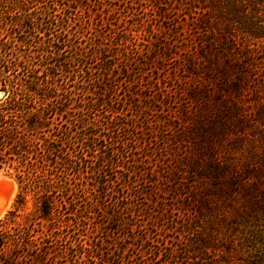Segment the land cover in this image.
Masks as SVG:
<instances>
[{
    "label": "trees",
    "instance_id": "obj_1",
    "mask_svg": "<svg viewBox=\"0 0 264 264\" xmlns=\"http://www.w3.org/2000/svg\"><path fill=\"white\" fill-rule=\"evenodd\" d=\"M85 1L0 0V177L17 186L0 264H264V0H149L173 36L112 37L115 54L82 36ZM155 43L174 53L148 58ZM130 59L148 106L91 74Z\"/></svg>",
    "mask_w": 264,
    "mask_h": 264
},
{
    "label": "rangeland",
    "instance_id": "obj_2",
    "mask_svg": "<svg viewBox=\"0 0 264 264\" xmlns=\"http://www.w3.org/2000/svg\"><path fill=\"white\" fill-rule=\"evenodd\" d=\"M98 1H100V0H92L91 2L85 1V3H87V5H88V8L85 7V9H84V7H82V15H81V17H83L82 18V21H83L82 22V24H83L82 36L85 33L96 32V35L99 36V39L96 38L97 41L102 40L103 41L102 44L106 43L107 45H109V47L112 48L113 54H115L117 51H116V46H115L116 42H115V40L112 39V37L116 38V39H120V40L122 38H126V40H127L126 44L128 45V49H132L135 46V45H133L134 39L137 40L138 34L141 33V31H143L144 29H146V31H148V30L151 31V37H153L152 41L155 39H158L159 41H161L164 37H167L170 39L171 36H173V34H174L173 33L174 31L171 30L170 23H168L167 21H162V23L165 27L168 28V31H166V33H162V32L158 33L159 32L158 26L160 23V19H157V16L155 17L153 12H150L147 10V9H149L148 6L151 5L149 0H145L142 2H140L138 0H123V1L103 0V2L100 1V3H102V5ZM106 5L107 6L110 5L109 6L110 9L108 11L105 10ZM88 18H89V20H88ZM99 18H100V20H98ZM101 19L104 22L103 25H108V23H110L111 26H106L107 28L106 27L102 28L100 26L99 22H97V21H101ZM115 33H118L116 35V37L114 36ZM84 37H87V36L84 35ZM143 39L148 40L149 36L144 37ZM159 47L160 46L157 43L151 45L147 49L148 54L146 56L148 58H155L157 56L159 57L160 55L162 56L164 53H167V52L174 53L173 48H168V49L162 50ZM172 57H174V55H171L170 58H167V57L164 58V59H166L165 67L162 69L167 70L166 77H169L171 74H173L175 68H178V64L176 62V59H174ZM127 65L129 67V71L125 72L124 71L125 68L121 64L118 66L119 69H121L120 72H118L116 70H114V72L112 71L111 77H108V76H106V74H104V78H103L102 74L99 73L98 70L92 71L91 74L93 77H95L94 79H96V78L101 79L102 78V82L99 85L103 91L107 90V88L112 85V89H113L116 97L126 99L127 101H130L132 103L133 99L128 97V95L132 92V93H136L138 95V97L133 96V98L135 100H138L141 103L145 104L146 102L143 100L142 95L139 94V90L136 88V85H131V84L128 85V83L126 82L127 81L126 79H129V78L134 79L133 77L135 74L138 73L140 66L138 68H136L135 62H133V60H131V59L128 61ZM159 65H160L159 62L153 61L151 68L152 69H154V68L159 69L160 68ZM95 67H97V66H95ZM159 70H161V69H159ZM117 75L121 76V78H118ZM93 77H91V78L93 79ZM87 80H88V78H86V81ZM148 80L150 81V83L152 85H154V83H156V82H159L160 84L161 83L164 84V82L166 81V80L162 81L161 75L159 77H154L152 75ZM166 84L169 86L171 85V83L168 84V82ZM121 95H123V96L121 97ZM127 101H125V102H126L127 106L130 107V104H128L129 102H127ZM148 105L149 104H147V106ZM154 105H155V107H153V108L150 107V108H152L154 110V113H152L153 116H157L159 113V112H157V111H159L158 103H155ZM173 126H175V124ZM167 134H168V136L170 135L169 132ZM16 193H17V186L15 184V181L12 178L0 177V208H1L0 210H1V212H3V213H1L0 218H2L8 210H10L11 205L13 203V200L16 196ZM26 208H27V211L31 209V203L30 202L27 204ZM2 209H3V211H2ZM241 232L243 234H240ZM74 234H75L74 238H77V239H83L84 238L85 241L87 240V237H84V235H85L84 232L76 231ZM244 235H245V231L243 230L242 227H239L238 232L234 233L233 236H231L229 234L226 235V237L228 239L233 238V247H234L236 253L239 252V247H240V245L237 244V242H238L237 240L239 239L240 236H244ZM242 238H241V240L243 241L244 238L243 239ZM226 246H227V243L224 245V248ZM243 249H241L242 252H243ZM65 258L66 259L59 260V263L68 264V262L70 261V257L67 256ZM60 261H62V262H60Z\"/></svg>",
    "mask_w": 264,
    "mask_h": 264
},
{
    "label": "bare ground",
    "instance_id": "obj_3",
    "mask_svg": "<svg viewBox=\"0 0 264 264\" xmlns=\"http://www.w3.org/2000/svg\"><path fill=\"white\" fill-rule=\"evenodd\" d=\"M3 208V207H2ZM1 209V208H0ZM2 211H3V209H2ZM1 213H3V212H1V210H0V215H1Z\"/></svg>",
    "mask_w": 264,
    "mask_h": 264
}]
</instances>
